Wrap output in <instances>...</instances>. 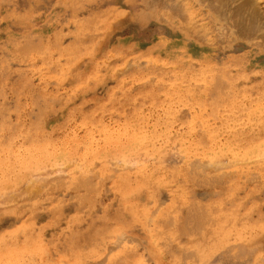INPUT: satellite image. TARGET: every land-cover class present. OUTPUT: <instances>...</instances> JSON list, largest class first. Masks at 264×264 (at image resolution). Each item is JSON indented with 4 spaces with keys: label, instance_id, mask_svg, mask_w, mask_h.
<instances>
[{
    "label": "rangeland",
    "instance_id": "1",
    "mask_svg": "<svg viewBox=\"0 0 264 264\" xmlns=\"http://www.w3.org/2000/svg\"><path fill=\"white\" fill-rule=\"evenodd\" d=\"M213 1L0 0V264H264V0Z\"/></svg>",
    "mask_w": 264,
    "mask_h": 264
},
{
    "label": "bare ground",
    "instance_id": "2",
    "mask_svg": "<svg viewBox=\"0 0 264 264\" xmlns=\"http://www.w3.org/2000/svg\"><path fill=\"white\" fill-rule=\"evenodd\" d=\"M215 1H217L219 4H218V3H215ZM215 1H213L214 4L219 5V8H220V6H221L220 4L223 3L222 0H215ZM223 1H224V0H223ZM230 1H231V0H230ZM244 1L246 2V0H244ZM244 1L242 0L243 3H244ZM247 1H248V0H247ZM208 2H209V1H208ZM242 2L240 1V3H242ZM209 3H210V2H209ZM211 3H212V2H211ZM211 3H210V4H211ZM246 3H247V2H246ZM246 3H244V4H246ZM249 3H251L250 0H249ZM249 3H247V5H248ZM212 4H213V3H212ZM244 4H237L236 6L234 5L232 9L230 8L232 11H230V12H231V13H230L231 16H229V17H235L234 21L238 24V26H239L240 29L242 30V31L240 30V31L242 32V34H243V31H246V32L248 33L251 29H253V27H254V25H255V24L252 23L253 21L251 20V19H252L251 17H250V18L247 17V18L249 19V21H247V18H246V20H244V19H241L242 17L239 16V14L241 15V10H242V6H241V5H244ZM211 6H213V5H211ZM211 6H210V7H211ZM214 6H216V5H214ZM224 6H225V5H224ZM224 6H223L222 8H225ZM244 6H246V5H244ZM216 7H217V6H216ZM246 7L248 8V6H246ZM250 7H251V6H250ZM253 7H255V6H253ZM253 7H251V8H253ZM213 8H215V7H213ZM251 8H249V9H251ZM211 9H212V8H211ZM215 9H216V8H215ZM228 9H229V8H228ZM244 9H246V8H244ZM218 10L220 11V9H217V11H218ZM221 10H223V12H224V9H221ZM263 10H264V9H263ZM246 11H248V10H246ZM215 12H216V11H215ZM223 12L220 11V12L218 13V15H223V17H224L225 14H222ZM242 12H243V10H242ZM248 12H249V11H248ZM254 12L257 13L256 10L254 11V10L252 9V11L249 12V13H251L250 16H253V15H254V14H253ZM258 12H259V11H258ZM220 13H221V14H220ZM256 13H255V14H256ZM216 14H217V12H216ZM247 14H248V13H247ZM252 14H253V15H252ZM257 15H258V14H257ZM242 16H243V15H242ZM244 16H245V15H244ZM221 17H222V16H221ZM226 17H227V16H226ZM255 17H256V19H257V16H255ZM227 20H228V19H227ZM243 20H244V22H243ZM223 21H224V20H223ZM246 23H247V24H246ZM254 23H255V22H254ZM257 24H258V23H257ZM260 24H261V23H260ZM262 24H263V23H262ZM255 26H256V25H255ZM259 26H260V25H259ZM261 26H263V25H261ZM257 27H258V25H257ZM260 28H262V27H259L258 30H259ZM238 30H239V28H238ZM233 31H234V30H233ZM251 31H253V30H251ZM246 32H244V34H245ZM254 32H255V31H254ZM239 33H240V32H239ZM247 33H246V34H247ZM250 33H252V32H250ZM248 35H249V34H248ZM263 37H264V36H263ZM263 40H264V39H263ZM144 137H145V136H144ZM120 138H121V137H120ZM263 149H264V147H263ZM220 150H221V149H220ZM220 150H219V151H220ZM211 156H212V155H211ZM212 157H213V156H212ZM227 163H228V162H227ZM190 164H192V163H190ZM210 165H211V164H210ZM189 166H190V165H189ZM206 166H207V165H206ZM216 166H217V165H216ZM201 167H202V166H201ZM213 167H214V166H213ZM192 170H193V169H192ZM202 170H203V169H202ZM188 171H189V170H188ZM110 172H111V171H110ZM198 174H199V173H198ZM241 177H242V176H241ZM254 177H255V176H254ZM213 178H214V177H213ZM189 179H190V178H189ZM212 180H213V179H212ZM79 185H80V184H79ZM171 187H172V186H171ZM121 208H122V207H121ZM186 217H187V216H186ZM188 224H189V223H188ZM199 224H200V223H199ZM241 243H242V242H241ZM251 246H252V245H251ZM222 250H223V249H222ZM106 253H107V252H106ZM245 254H246V252H245ZM238 256H239V255H238ZM227 260H228V259H227ZM221 261H222V260H221ZM230 263H231V262H230Z\"/></svg>",
    "mask_w": 264,
    "mask_h": 264
}]
</instances>
